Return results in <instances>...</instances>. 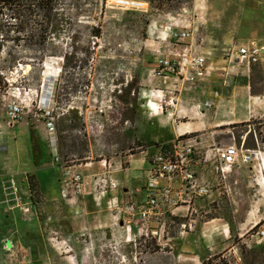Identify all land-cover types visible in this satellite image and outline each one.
Returning <instances> with one entry per match:
<instances>
[{"label": "rangeland", "instance_id": "rangeland-1", "mask_svg": "<svg viewBox=\"0 0 264 264\" xmlns=\"http://www.w3.org/2000/svg\"><path fill=\"white\" fill-rule=\"evenodd\" d=\"M144 1L148 3L144 13L113 7L109 0L75 3L71 13L79 15L78 22L71 31L62 34L63 44L65 50L70 51L69 38L73 35L79 39L75 46L89 43L92 54L88 64L72 75L60 76L59 58L46 57L39 66L34 63L30 67L32 60L28 57L34 55V50L1 42L2 36L11 38L13 34L6 32V28L0 32V107L5 110L9 100L21 106V119L34 128L43 151L40 166L34 169L29 139L19 136L18 150L15 146L10 150V160L20 166L16 170L26 172L12 175L7 172L0 176V264H226L227 260H234L228 252L232 247L240 254L242 264H246L244 253L264 251V240L251 242V236L264 224V145L261 144L264 113L253 117L254 122L248 126L206 128L184 135L186 119L180 114L174 120L169 117L176 97L184 90L173 88L171 83L184 88L198 82L183 81L180 74L160 73L158 68L160 59H174L172 54L176 52H168L167 45L171 31L187 29L189 38L177 44L187 48L192 44L200 51L208 83L213 87L225 83L223 98L229 97L232 88L240 86L243 79L250 95L264 96V73L256 68L248 77L242 76L239 72L244 68L234 57L236 48L247 40L264 42V0ZM86 25H98L100 38L90 37ZM8 53L21 60L11 64ZM45 65L47 69L42 67ZM134 76L139 86L137 121L131 127L127 123L120 127L118 121L111 118L117 111L113 107L114 91L120 85L124 87ZM55 85L59 87L58 98L48 106ZM218 98H212L213 106L209 110L214 109ZM150 101L156 103V107L150 106ZM66 106L77 109L84 119L87 152H81L84 157L81 160L69 154V150L72 143L78 146L75 137L83 138L75 129L67 130L66 123L62 130L57 120ZM47 110L56 117L48 122H52L54 128L57 163L48 147ZM152 115L156 117L148 120ZM165 119L170 124H165ZM129 128L132 131L129 142L111 137V133L128 136ZM59 135L66 137L63 145ZM243 136L247 148L258 151L261 161L233 166L217 181L207 179L213 195L210 200L215 201L208 208L191 212L184 218L181 212L172 214L164 208L158 223L142 224L137 211L138 195L131 199L139 191L123 194L120 175L119 180H110L109 167L102 169L103 164H99L102 160L114 163L130 156L132 175L137 176L146 166L138 161L143 154H138L132 145L133 139L143 144L148 162L155 152L154 144L183 141V145H193L194 151L202 156L213 144L218 147L235 144L239 148ZM127 145L133 151L129 152ZM115 156L119 158L114 159ZM71 160L73 163L66 162ZM85 162L92 163L88 166L91 173L78 167ZM65 167L80 174L82 181L78 189L67 184L63 176ZM29 173H34L41 193L40 209H33L29 202L25 178ZM180 184L179 179L172 180L173 187ZM117 189L120 191H115ZM209 216L226 222V245L214 240L215 248L210 249L209 245H213L205 240V235L197 237L199 227ZM184 237L187 239L183 241Z\"/></svg>", "mask_w": 264, "mask_h": 264}, {"label": "built area", "instance_id": "built-area-1", "mask_svg": "<svg viewBox=\"0 0 264 264\" xmlns=\"http://www.w3.org/2000/svg\"><path fill=\"white\" fill-rule=\"evenodd\" d=\"M111 6L119 7L124 10L146 12L148 3L144 0H109ZM189 38V30L171 31L169 40L172 42H183ZM174 59H160L158 61V68L160 73H169L178 76L182 75L184 81L202 82L205 77L204 73L207 68H204V57L199 54L191 53L183 50L182 53H173ZM235 59L238 60V65L242 66L245 77L250 74L251 67H258L264 73V43L260 40L251 39L245 43L240 44L235 51ZM232 61V58H230ZM191 70V71H189ZM1 74V73H0ZM165 74V73H164ZM212 98L219 97L217 91L211 93ZM52 99V98H51ZM48 101V106H50ZM213 106L212 99L206 100L202 104L203 110H209ZM200 110V106H197ZM6 116L12 121L21 120L22 108L14 100H9L5 106ZM47 122L53 120L52 112L47 110L45 112ZM81 116V113H78ZM48 131V147L50 149L52 159L55 163L58 162V154L56 148V139L53 133L52 122L46 123ZM257 143L256 138H254ZM183 141L171 143L167 151L163 153L161 146L155 148V152L150 159V168L146 184L144 186V200L139 203L138 218L142 224L158 223L162 209H168L169 212H180L182 206L185 204L184 200H192L193 198H209L212 194L210 185L207 179L202 177L197 178L196 168L201 167L204 171L211 172L214 175V180L218 177H224L229 173L233 166L247 165L253 161H261L258 156V151L255 149L244 148L245 137H241L239 148L235 145H227L218 147L213 144L202 156H199L193 149V145L185 144ZM262 144V142H261ZM208 166V167H207ZM207 167V168H206ZM65 167L63 176L67 184H72L77 189L80 187L82 178L79 173ZM206 168V169H205ZM180 180L179 191H174L172 186L173 179ZM111 182V181H110ZM66 184V185H67ZM185 196V197H184ZM187 197V198H186ZM177 214V213H175ZM258 223L253 225L256 227ZM162 231H160V235ZM253 243H258L264 240V224L259 226L254 233ZM248 248L250 245L245 243ZM233 262L228 264H242L241 256L237 249L234 248Z\"/></svg>", "mask_w": 264, "mask_h": 264}, {"label": "trees", "instance_id": "trees-1", "mask_svg": "<svg viewBox=\"0 0 264 264\" xmlns=\"http://www.w3.org/2000/svg\"><path fill=\"white\" fill-rule=\"evenodd\" d=\"M78 0H0V32L2 29L6 28V32H12L13 37L6 38L1 37V42H11L15 45H22L25 48L34 50V55L30 58L32 63L29 66L33 67L34 63L37 66L41 64L42 60L46 57L49 58H59L61 60L60 66V76L62 75H72L76 71L81 70L84 66L88 64L90 60L91 51L88 46L76 47L75 44L79 41L77 37L73 36L69 38L70 40V51H66L63 44L64 39L62 34L67 31H71L73 26L77 24L79 15L74 12L71 13L72 8H75ZM76 3V4H75ZM77 8V7H76ZM86 29L89 32V36L95 39L100 38L99 26L86 25ZM9 61L11 64L16 61H20L21 58L16 55L8 53ZM27 64V63H26ZM28 65V64H27ZM12 68V66H11ZM258 67H251L250 73ZM246 79H243L241 85H246ZM138 78L132 77L129 82L123 87L119 86V89L114 91L113 107L117 108L116 113L112 114L111 118L116 119L121 127L124 123L133 126L137 121V94H138ZM59 87L55 85L52 91V104L56 98H58ZM54 99V101H53ZM60 102V101H59ZM58 103V101H57ZM65 111L60 112L57 116L59 125H61L62 130H64V124H68L67 130L75 129L79 132L82 140L75 137L78 146L74 143L71 145V150L69 154H73L78 160L84 158L81 152H87V144L85 142V123L84 119L78 115L77 109L63 107ZM56 118V117H53ZM254 121L250 119L247 122L241 124L230 125V128L237 126H248ZM118 126V125H117ZM129 135H116L111 133V137L120 141H128L132 138V131L130 128L127 130ZM83 132V133H82ZM28 134H29V148L31 164L34 169L40 166L42 160V146L39 137L36 135L34 128L28 123ZM61 145L64 144L65 136H58ZM264 145V141H262ZM132 145L136 147L137 152L144 151L143 144L139 143L136 139H133ZM161 146V151L165 153L169 147V143L154 144L153 148H158ZM244 146L247 148V142H244ZM78 148V150H76ZM124 148L121 147L120 151ZM126 149L133 151V148L126 146ZM132 154V153H131ZM134 154V153H133ZM73 163V160L66 161ZM27 182V191L29 193V202L33 209H40L42 207V197L41 193L38 191L36 183L34 181V173L26 174L25 176ZM220 217L209 216V220L217 219ZM257 226V225H256ZM243 258L246 264H261L264 262V251H247L244 253Z\"/></svg>", "mask_w": 264, "mask_h": 264}, {"label": "crops", "instance_id": "crops-1", "mask_svg": "<svg viewBox=\"0 0 264 264\" xmlns=\"http://www.w3.org/2000/svg\"><path fill=\"white\" fill-rule=\"evenodd\" d=\"M260 42L262 41L260 40ZM167 45L168 47H170L168 52H176L180 54V52H182L183 50H187L197 55L200 52L197 49H194L192 44H190V46L187 48V46L178 45L177 42L169 41ZM223 70H225V68ZM239 73L241 74L242 72ZM172 80L175 79L172 78ZM171 85L173 86V88H177L179 91L184 90L183 92H180L176 97L174 101L175 103L173 105V109H171L172 115H169L170 120H174V118L177 117V114H180L182 118L186 119V122L183 123L185 124L183 127L185 131L182 134L184 135L185 132L187 131L188 133L186 134H190L195 130H202V129L204 130L206 128L213 129V128H219L221 126L244 123L252 119L253 117L262 115L264 113V104H263L264 96L258 97V96L250 95L246 85L234 86L231 90L230 96L224 98L222 95L224 88L223 86H225V83L223 84V86L222 84H220L217 87H213L208 83V79H204L202 82H198L195 85L191 84L185 86L184 88L182 85H178L175 83H171ZM213 91H217L219 94V98L215 100L216 104L214 109L209 111L201 109V105L204 101L208 99H212L211 93ZM227 99L229 100L227 101ZM150 103H152V101H150ZM154 105L155 106L152 107H156L157 104L154 103ZM198 105L200 106V110L197 109ZM141 114L143 113L141 112ZM208 114H210L209 118H208ZM153 117H156V115L148 116L147 119L152 120ZM164 122L165 124H170V121H168V119H165ZM193 123H195V127H192ZM21 135L29 139L28 124L26 120L21 119L19 121L12 122L7 118L6 110L0 107V176L6 175L7 172H12L11 174L9 173L8 175L20 174L26 172V170L24 169L16 170L19 169L17 167L20 166H15L14 162L10 160V157L12 155L10 150H12L14 146L16 148V151L18 150L17 147H19V136ZM153 149L155 150V148ZM141 153L143 155L141 158L140 157L138 158V161L142 164H145L146 169L142 170L141 175H137V176L132 175L133 170L130 168V163L132 159H130L131 158L130 156L122 157L125 158L126 160L124 159L122 161H117L114 163L111 162L108 163L105 160L99 162L100 166L103 164L102 169H106V167H109V171H107V173L110 174V180L113 178L118 179V176L120 175V179L122 180L123 183L122 185L123 194H131L133 190L139 191L138 193L133 195V197H131V199H136V196L138 195V201H137L138 204L144 200L145 192L143 188L147 180L148 170L150 168V164H149L150 161L147 162L145 159L147 151L145 150L139 152L138 154ZM118 158L119 156H115L114 159H118ZM89 164L92 163L85 162L80 164L78 167H80L83 172H87L86 170H88L87 173H91L92 171H90L88 167ZM241 166L242 165H240V167ZM118 169L121 171L118 172ZM203 170L204 169H201V167L196 168L197 176L205 179L213 178L212 180H214L213 173L208 172L209 169H207V171L204 172ZM129 178H131V180ZM134 186L135 188H133ZM173 189L174 191H179L180 188L173 187ZM115 191H120V190L117 189ZM212 196L213 195L211 194L209 198H201V199L193 198L192 200L189 201L181 197L185 202V204L182 206L180 211L182 213L181 218L190 215L191 212L197 213V211L208 208L210 204L212 205L213 202L215 201L214 199L210 200ZM191 222H195L194 219L193 220L191 219ZM201 235H205L206 241H211L213 246L209 245V247H211L210 249H213V247L215 248L214 242L216 240L225 243L226 242L225 240L228 238V228L226 226V222L221 218L203 222L199 227V235L197 237L201 238L200 237ZM193 236L195 235L193 234ZM186 239L187 237L186 238L184 237V239L182 240L184 241ZM182 245L184 247L186 246L184 242L182 243ZM228 252H230V255L232 254L233 256L234 248L233 247L229 248ZM226 262H229V260H227Z\"/></svg>", "mask_w": 264, "mask_h": 264}, {"label": "bare ground", "instance_id": "bare-ground-1", "mask_svg": "<svg viewBox=\"0 0 264 264\" xmlns=\"http://www.w3.org/2000/svg\"><path fill=\"white\" fill-rule=\"evenodd\" d=\"M47 63V62H46ZM44 69H47V66L45 65V66H42ZM43 69V70H44ZM50 77V76H49ZM46 80H47V77H46V74L44 73V71H43V82L45 83L46 82ZM50 81V80H49ZM46 84V83H45ZM47 84H49V83H47ZM48 86V85H47ZM142 95V94H141ZM150 106H155L154 105V103H150ZM142 112V111H141ZM143 113V112H142ZM172 115V114H171ZM185 125V124H184ZM187 125H189V124H187ZM186 133H188V131L187 132H185V134Z\"/></svg>", "mask_w": 264, "mask_h": 264}]
</instances>
